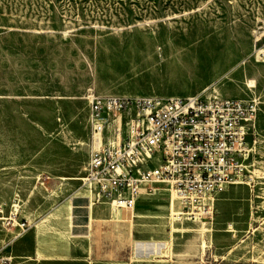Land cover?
Instances as JSON below:
<instances>
[{"label": "rangeland", "instance_id": "374dc122", "mask_svg": "<svg viewBox=\"0 0 264 264\" xmlns=\"http://www.w3.org/2000/svg\"><path fill=\"white\" fill-rule=\"evenodd\" d=\"M201 92L255 101L246 178L174 227L165 185L141 196L133 222L114 218L130 227L110 264H264V0H0L1 251L2 217L82 191L87 95Z\"/></svg>", "mask_w": 264, "mask_h": 264}, {"label": "built area", "instance_id": "2783aa9c", "mask_svg": "<svg viewBox=\"0 0 264 264\" xmlns=\"http://www.w3.org/2000/svg\"><path fill=\"white\" fill-rule=\"evenodd\" d=\"M87 103L90 151L79 189L89 204L131 209L165 185L182 213L205 218L221 188L246 178L253 100L90 93ZM2 218L9 242L30 227L15 213ZM0 264L14 257L0 249Z\"/></svg>", "mask_w": 264, "mask_h": 264}, {"label": "crops", "instance_id": "0c3cea01", "mask_svg": "<svg viewBox=\"0 0 264 264\" xmlns=\"http://www.w3.org/2000/svg\"><path fill=\"white\" fill-rule=\"evenodd\" d=\"M122 212L123 209L106 205L92 207L85 192L79 190L57 201L36 218L24 217L30 227L7 244L6 253L14 257V264H110L119 261L130 227L129 223L114 221V218H121ZM102 216H111V220Z\"/></svg>", "mask_w": 264, "mask_h": 264}, {"label": "bare ground", "instance_id": "6f19581e", "mask_svg": "<svg viewBox=\"0 0 264 264\" xmlns=\"http://www.w3.org/2000/svg\"><path fill=\"white\" fill-rule=\"evenodd\" d=\"M249 83H251V82H249ZM84 168H83V170H84ZM77 179H80V178L77 177ZM161 207L163 208V212L160 215L161 216V219H162V222L165 223V221L169 218L170 221H171L172 227H174V221H177V220L181 219L180 218V215L183 214L182 211H181V209H180V202H179V200L174 196L173 193H171V194L169 193V198H168L167 202L164 203ZM122 209H123V212L121 214L122 220L129 221V222H133L134 221V217H135L134 212H133V208H131V209H129V208H122ZM22 213H23L24 216H27L28 215L25 208L22 209ZM28 217L31 218V215H28ZM5 241H7V239Z\"/></svg>", "mask_w": 264, "mask_h": 264}]
</instances>
